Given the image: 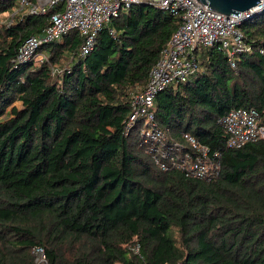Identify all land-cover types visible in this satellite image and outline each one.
Instances as JSON below:
<instances>
[{
	"label": "trees",
	"instance_id": "1",
	"mask_svg": "<svg viewBox=\"0 0 264 264\" xmlns=\"http://www.w3.org/2000/svg\"><path fill=\"white\" fill-rule=\"evenodd\" d=\"M15 4L0 0V16ZM49 25L47 14L0 24V264H39L35 248L45 264H264V139L229 149L218 124L234 108L264 106V12L239 24L251 51L235 69L219 47L201 48V72L156 97L165 147L188 151L190 134L219 153L211 181L162 171L157 147L143 144L145 119L128 128L133 92L146 87L178 17L135 4L86 55L72 31L20 60Z\"/></svg>",
	"mask_w": 264,
	"mask_h": 264
},
{
	"label": "built area",
	"instance_id": "2",
	"mask_svg": "<svg viewBox=\"0 0 264 264\" xmlns=\"http://www.w3.org/2000/svg\"><path fill=\"white\" fill-rule=\"evenodd\" d=\"M258 8L264 9V0ZM146 3L180 19L159 59L152 68L145 89L133 96V113L128 123L132 128L139 118H144L143 144L150 145L156 166L162 171L177 170L186 177L215 180L222 170L220 155L210 150L190 134H183L188 151L174 143L176 149L165 147L169 129L155 124L156 97L171 86L185 83L201 72L198 50L219 47L228 57L232 68L237 67L240 56L251 51L239 30V24L248 18L226 16L208 9L198 0H16V15H50V25L44 32L32 36L19 50L18 58L28 60L43 44L61 41L72 31L84 38L82 54H88L103 29L113 18L135 4ZM263 12V11H262ZM260 12V13H262ZM151 124L150 127H148ZM227 135L229 149H240L248 143L264 139V106L261 109L237 108L218 120ZM38 263H45V253L35 248Z\"/></svg>",
	"mask_w": 264,
	"mask_h": 264
},
{
	"label": "water",
	"instance_id": "3",
	"mask_svg": "<svg viewBox=\"0 0 264 264\" xmlns=\"http://www.w3.org/2000/svg\"><path fill=\"white\" fill-rule=\"evenodd\" d=\"M208 5V9L226 16L240 17L245 14V18H252L264 12V9L258 8L260 0H198Z\"/></svg>",
	"mask_w": 264,
	"mask_h": 264
},
{
	"label": "rangeland",
	"instance_id": "4",
	"mask_svg": "<svg viewBox=\"0 0 264 264\" xmlns=\"http://www.w3.org/2000/svg\"><path fill=\"white\" fill-rule=\"evenodd\" d=\"M11 19H12L11 14L10 13H6L5 15L0 16V24L1 25H9V23L11 22ZM43 57L45 58V56L36 57L35 60L39 61V58L42 59ZM70 61L71 60L69 59V60H67V62H65L61 66H54L53 71H52L53 76L56 77V78H61L63 76V74L65 73V71L69 69ZM144 89L145 88L136 90L135 92H133V96H135L136 94H139ZM14 105L20 110L23 109V104L21 102H17ZM39 264H45V263H39Z\"/></svg>",
	"mask_w": 264,
	"mask_h": 264
}]
</instances>
